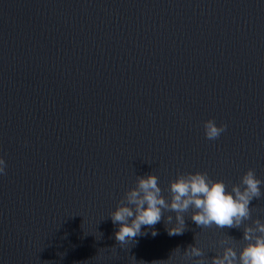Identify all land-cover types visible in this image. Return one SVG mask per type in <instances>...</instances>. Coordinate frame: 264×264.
<instances>
[{
  "label": "water",
  "instance_id": "95a60500",
  "mask_svg": "<svg viewBox=\"0 0 264 264\" xmlns=\"http://www.w3.org/2000/svg\"><path fill=\"white\" fill-rule=\"evenodd\" d=\"M0 157V264L210 258L242 229L189 212L182 235L162 218L121 248L109 214L150 172L167 198L178 173L264 181V0H0Z\"/></svg>",
  "mask_w": 264,
  "mask_h": 264
},
{
  "label": "clouds",
  "instance_id": "9594fccd",
  "mask_svg": "<svg viewBox=\"0 0 264 264\" xmlns=\"http://www.w3.org/2000/svg\"><path fill=\"white\" fill-rule=\"evenodd\" d=\"M226 124H217L214 119L204 122V133L208 140H216L226 131ZM6 162L0 157V175L6 174ZM253 168H249L238 184L231 189L221 179H212L207 172L178 173L170 181L164 195L159 178L154 173L138 175L134 187L124 193L121 202L110 212L113 224L119 228L115 239L121 248L146 235L142 226L153 227L165 218L170 236L182 235L186 230L185 214L200 228L242 229L243 236L237 240L227 236L217 242L219 251L210 258L196 243L189 244L183 251L174 250L173 255L192 264H264V221L253 219L250 202L262 195L261 185ZM174 213L165 217V212ZM251 221V223H249ZM158 233L153 230L154 237ZM240 244L239 250L237 244Z\"/></svg>",
  "mask_w": 264,
  "mask_h": 264
}]
</instances>
